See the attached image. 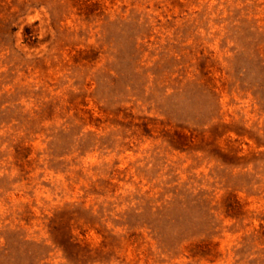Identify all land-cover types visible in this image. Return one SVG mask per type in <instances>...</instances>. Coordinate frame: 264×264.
<instances>
[{
	"label": "rangeland",
	"instance_id": "1",
	"mask_svg": "<svg viewBox=\"0 0 264 264\" xmlns=\"http://www.w3.org/2000/svg\"><path fill=\"white\" fill-rule=\"evenodd\" d=\"M0 264H264V0H0Z\"/></svg>",
	"mask_w": 264,
	"mask_h": 264
}]
</instances>
